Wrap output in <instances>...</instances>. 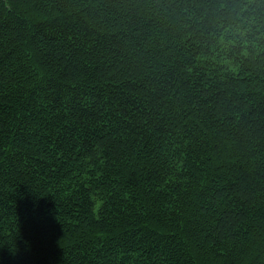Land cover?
I'll return each instance as SVG.
<instances>
[{
  "label": "trees",
  "instance_id": "16d2710c",
  "mask_svg": "<svg viewBox=\"0 0 264 264\" xmlns=\"http://www.w3.org/2000/svg\"><path fill=\"white\" fill-rule=\"evenodd\" d=\"M0 264H264V0H0Z\"/></svg>",
  "mask_w": 264,
  "mask_h": 264
}]
</instances>
